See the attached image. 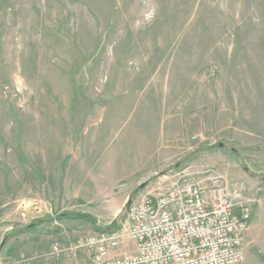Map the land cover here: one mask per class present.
I'll use <instances>...</instances> for the list:
<instances>
[{"label":"rangeland","instance_id":"rangeland-1","mask_svg":"<svg viewBox=\"0 0 264 264\" xmlns=\"http://www.w3.org/2000/svg\"><path fill=\"white\" fill-rule=\"evenodd\" d=\"M262 178L264 0H0V264H88L129 200Z\"/></svg>","mask_w":264,"mask_h":264},{"label":"built area","instance_id":"built-area-1","mask_svg":"<svg viewBox=\"0 0 264 264\" xmlns=\"http://www.w3.org/2000/svg\"><path fill=\"white\" fill-rule=\"evenodd\" d=\"M248 192L243 182L176 184L131 204L119 229L94 232L77 249L88 264H239L259 203Z\"/></svg>","mask_w":264,"mask_h":264},{"label":"trees","instance_id":"trees-1","mask_svg":"<svg viewBox=\"0 0 264 264\" xmlns=\"http://www.w3.org/2000/svg\"><path fill=\"white\" fill-rule=\"evenodd\" d=\"M262 182H264V178L261 179ZM75 214H71V215H65V216H72V218H74ZM78 219H83V220H87V221H91L94 225L96 224V221L92 218H89L88 215L86 214H81L80 216H75ZM117 230L119 229V225L117 224V221H114L108 228L106 229H100V228H96V231L98 232H103V231H109V230Z\"/></svg>","mask_w":264,"mask_h":264},{"label":"crops","instance_id":"crops-1","mask_svg":"<svg viewBox=\"0 0 264 264\" xmlns=\"http://www.w3.org/2000/svg\"><path fill=\"white\" fill-rule=\"evenodd\" d=\"M263 186H264V185H263ZM263 186H262V187H263ZM260 191L263 192V191H264L263 188H262ZM253 199H256V197L253 196ZM258 199H260V198H258ZM256 200H257V199H256ZM259 205H260V206H259ZM263 205H264L263 199H260V200H259V203H257V204L255 205L256 208L254 209V212H253V218H254L255 216H257L259 210H261V208L263 207ZM255 206H254V207H255ZM117 215H118V213L114 215V218H113L112 222H113V221H117V223H120V225H119V227H120L124 218H120L121 221L119 222V221L117 220V219H118V218H117ZM253 218H252V219H253ZM251 228H252V223H251V225H250V228H249L248 232L251 230ZM248 246H249V245H248ZM130 249H131V251L134 249V248H133V245H130Z\"/></svg>","mask_w":264,"mask_h":264},{"label":"water","instance_id":"water-1","mask_svg":"<svg viewBox=\"0 0 264 264\" xmlns=\"http://www.w3.org/2000/svg\"><path fill=\"white\" fill-rule=\"evenodd\" d=\"M131 204H132V201L129 200L128 203H127V206H126V208H125L124 214L128 212V210H129Z\"/></svg>","mask_w":264,"mask_h":264}]
</instances>
